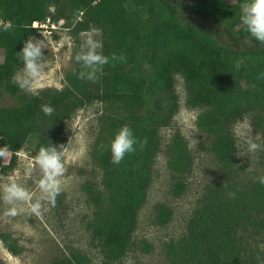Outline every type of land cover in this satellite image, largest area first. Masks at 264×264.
Returning <instances> with one entry per match:
<instances>
[{
  "label": "trees",
  "instance_id": "16d2710c",
  "mask_svg": "<svg viewBox=\"0 0 264 264\" xmlns=\"http://www.w3.org/2000/svg\"><path fill=\"white\" fill-rule=\"evenodd\" d=\"M48 1L55 5L50 15L53 23L79 11L81 20L74 31L96 27L101 32L103 54L111 57L123 53L126 62L113 66L110 61L96 82L80 79L81 66L77 64L64 89H47L34 96L21 94L12 82L23 66L17 53L29 36L39 37L32 23L48 17ZM127 1L132 9L125 7ZM235 1L236 5L242 2ZM182 8L203 20L225 24L232 41L245 40L252 47L235 49L221 44L211 33L184 22L179 15ZM0 21V97L5 92L19 101L15 107L0 108V150L10 156L6 164L0 157L1 175L12 169L15 154L31 136L37 139L34 155L41 146L64 147V120L94 101L114 104L118 128L128 125L138 139L147 138L143 149L137 146L136 152L126 155L119 164L112 163L110 145L93 152L103 168V184L110 192L108 216L93 232L108 263L123 256L136 226L137 210L145 201L150 161L158 149L155 129L166 125L177 109L174 75L183 77L190 106L208 107L198 115L196 125L215 135L214 154L226 167L235 164L237 153L232 125L253 106L264 108V45L249 38L244 26L233 37L231 26L221 16L210 19L201 9L179 0H0ZM44 104L54 108L51 116L43 113ZM175 145L171 167L182 172L187 168L185 150L179 141ZM174 189L180 194L183 185L177 184ZM239 201L227 195L206 204L201 220L189 224L179 248L185 260L241 264L234 235L238 229L257 226V219L264 213V185L256 187L251 203L243 205ZM170 217L171 212L161 206L157 222L165 224ZM0 241L9 252L18 253L9 235L0 233ZM84 262L82 256L73 255L54 264Z\"/></svg>",
  "mask_w": 264,
  "mask_h": 264
},
{
  "label": "rangeland",
  "instance_id": "374dc122",
  "mask_svg": "<svg viewBox=\"0 0 264 264\" xmlns=\"http://www.w3.org/2000/svg\"><path fill=\"white\" fill-rule=\"evenodd\" d=\"M179 1L201 9L210 19L221 16L231 26L233 37H237L244 26L240 21V5H236L235 0H225L224 4L216 0ZM124 5L133 8L130 1ZM54 8L51 1L46 3L48 17L38 23L36 32L39 35L36 39H41L46 46L43 50L44 74L34 84L36 94L21 90L23 95L34 96L47 89H64L70 73L78 64L74 57L84 38L94 34L101 41V32L96 27L91 26L80 33L74 31V26L81 20L79 11L61 18L65 22L55 24V29H51L50 15L54 14ZM179 13L184 22L211 33L225 46L235 49L252 47L245 40L232 41L223 23L203 20L184 8ZM224 76L228 77V74ZM173 78L177 109L166 125L155 129L158 149L150 161V184L145 201L137 210L136 226L123 256L116 262H106L100 244L93 236L95 226L107 218L110 207V192L103 184V168L93 152L111 145L119 130L116 106L94 101L64 120L66 145L57 149L64 151L66 172L62 178V192L55 203L44 202L40 215L25 210L13 216L9 214L11 206L0 198V233L9 235L19 249L14 255L0 241V264H54L73 255L82 256L85 259L83 264H199L198 261L188 262L179 251L189 224L201 220L206 204L227 197L230 192L236 193L235 198L241 200L239 203H251L260 184L257 178L264 176V151L257 152L252 158L245 153L249 124L252 138L264 146V108L253 106L232 125L237 153L235 164L226 167L214 154L215 135L196 125L198 115L208 107L190 106L183 77L176 74ZM254 78L258 79L259 75ZM255 94L259 95V92ZM18 103L17 98L2 92L0 108L15 107ZM36 141V137L31 136L15 154V164L5 175L0 174V184L15 179L38 194L37 182L41 173L33 153ZM175 141H179L185 150L187 168L182 172L171 167L176 154L174 148L177 149ZM9 158L6 153L3 163L6 164ZM177 184L183 185L180 194L174 193ZM161 206L171 212L165 224L157 222ZM256 225L238 229L234 235L241 264H264V213L260 214Z\"/></svg>",
  "mask_w": 264,
  "mask_h": 264
},
{
  "label": "clouds",
  "instance_id": "9594fccd",
  "mask_svg": "<svg viewBox=\"0 0 264 264\" xmlns=\"http://www.w3.org/2000/svg\"><path fill=\"white\" fill-rule=\"evenodd\" d=\"M240 21L249 38L264 45V0H242L240 3ZM45 48L46 46L41 39L29 36L20 52L17 53L23 66L14 74L12 82L21 90L36 94L34 84L41 79L45 70V55L43 53ZM102 49V41L96 39L94 34H88L84 38L74 57L81 66L80 79L96 82L104 74L103 66L109 64L110 61L113 66L116 62H126L123 53L120 55L112 54L109 57L103 54ZM41 109L45 115L49 116L54 112V108L49 104L42 105ZM247 127L250 135L245 141L247 145L245 153L252 158L257 152L264 151V146L252 138L250 124ZM146 144L147 138L140 140L131 127L122 126L110 145L112 163L119 164L126 155L135 153L137 146L143 149ZM5 155L6 152L0 150V157ZM63 157L64 151L58 150L52 144L39 147L34 157L41 173L37 182L38 194L15 179L0 184V198L11 206L9 214L15 216L19 212L27 210L32 214L40 215L43 211L44 202L55 203L56 198L62 192V178L66 172ZM29 174H31V170H29ZM257 180L261 185H264V176L258 177ZM229 196L234 199L236 193L230 192Z\"/></svg>",
  "mask_w": 264,
  "mask_h": 264
},
{
  "label": "built area",
  "instance_id": "2783aa9c",
  "mask_svg": "<svg viewBox=\"0 0 264 264\" xmlns=\"http://www.w3.org/2000/svg\"><path fill=\"white\" fill-rule=\"evenodd\" d=\"M64 22H65V20L60 19V20H58V21L55 22V23H51L52 25H51L50 27H52L51 29H55V24L64 23ZM0 23H1V22H0ZM39 25H40V24H38V22H34V23H32V27H33V28H38Z\"/></svg>",
  "mask_w": 264,
  "mask_h": 264
}]
</instances>
